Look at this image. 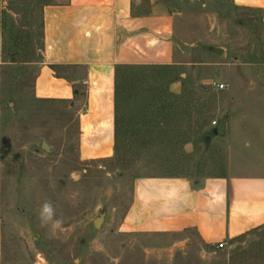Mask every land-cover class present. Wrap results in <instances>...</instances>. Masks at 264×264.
<instances>
[{
    "label": "rangeland",
    "instance_id": "374dc122",
    "mask_svg": "<svg viewBox=\"0 0 264 264\" xmlns=\"http://www.w3.org/2000/svg\"><path fill=\"white\" fill-rule=\"evenodd\" d=\"M61 1L0 0L2 264H167L152 255L161 242L121 229L134 182L198 179L229 168L264 174V13L237 9L229 0H175L183 13L181 65L161 76L127 72L119 102L122 152L83 162L69 104L38 99L34 91L43 61V10ZM174 82L188 94L175 108L167 95ZM213 122L224 123L226 134L207 145ZM159 128L174 132L161 138L166 144L157 140ZM180 134L190 142L175 147ZM45 203L53 206L59 229L41 219ZM231 261L264 262V227L234 243Z\"/></svg>",
    "mask_w": 264,
    "mask_h": 264
},
{
    "label": "crops",
    "instance_id": "0c3cea01",
    "mask_svg": "<svg viewBox=\"0 0 264 264\" xmlns=\"http://www.w3.org/2000/svg\"><path fill=\"white\" fill-rule=\"evenodd\" d=\"M229 2L264 13V0ZM182 16L175 0H62L44 7L43 61L34 91L38 99L69 104L81 161L116 155L120 67L181 65L177 29ZM182 90L180 82L171 86L175 95ZM263 227L264 174L229 168L223 175L198 179H137L121 229L161 242L152 255L167 264H264L231 261L234 243ZM4 247L0 221V264Z\"/></svg>",
    "mask_w": 264,
    "mask_h": 264
},
{
    "label": "trees",
    "instance_id": "16d2710c",
    "mask_svg": "<svg viewBox=\"0 0 264 264\" xmlns=\"http://www.w3.org/2000/svg\"><path fill=\"white\" fill-rule=\"evenodd\" d=\"M44 27V26H43ZM55 71H57L59 68L56 66L52 67ZM172 67H120L117 70V95H116V99H117V134H116V155H120V153L122 152V146H121V141H120V134H121V130H120V126H119V102H120V94H121V82L123 79V76L127 73V72H131V71H138V72H143L146 69L151 70L153 73H156L157 76H161L163 73L165 72H169V70H171ZM168 97L170 98V100L172 101V106L173 108L176 107V105H178L180 102L184 101L187 97L188 94H181V95H175L172 94L171 92H169V94H167ZM170 132V133H169ZM155 133V132H154ZM174 133L171 130L169 131V129H163V128H159L158 131V137L159 139H157L158 141H162V144H166L165 141H163L161 138L168 136V134ZM170 137V136H168ZM178 140L175 142V147L180 146V144L185 145L188 142V139H185V136L183 134H180V136H178ZM184 140V141H180V140Z\"/></svg>",
    "mask_w": 264,
    "mask_h": 264
},
{
    "label": "water",
    "instance_id": "95a60500",
    "mask_svg": "<svg viewBox=\"0 0 264 264\" xmlns=\"http://www.w3.org/2000/svg\"><path fill=\"white\" fill-rule=\"evenodd\" d=\"M215 53H218V54H223L224 51L223 50H220V49H214L213 50ZM226 134V125L224 123H221L219 124V126L213 130L212 132L209 133V135L205 138V143L207 145H209L211 143V140H212V137L213 136H224ZM43 148L49 152L50 149L49 147L47 146V144H44ZM104 219H105V216H101V218L97 219L95 221V227L97 229L101 228L103 222H104Z\"/></svg>",
    "mask_w": 264,
    "mask_h": 264
},
{
    "label": "clouds",
    "instance_id": "9594fccd",
    "mask_svg": "<svg viewBox=\"0 0 264 264\" xmlns=\"http://www.w3.org/2000/svg\"><path fill=\"white\" fill-rule=\"evenodd\" d=\"M41 219L45 222H52L53 230L59 229L61 227V221L55 220V212L53 206L50 203H45L40 211Z\"/></svg>",
    "mask_w": 264,
    "mask_h": 264
},
{
    "label": "built area",
    "instance_id": "2783aa9c",
    "mask_svg": "<svg viewBox=\"0 0 264 264\" xmlns=\"http://www.w3.org/2000/svg\"><path fill=\"white\" fill-rule=\"evenodd\" d=\"M217 87H218L219 89H221V90H223V89H225V88H226V86H225V85H223V84H222V85H218ZM212 125H213V127H214V128H216V127H218V126H219V123H218V122H213V124H212ZM224 247H225V245H224V244H220V245H219V248H221V249H223Z\"/></svg>",
    "mask_w": 264,
    "mask_h": 264
}]
</instances>
